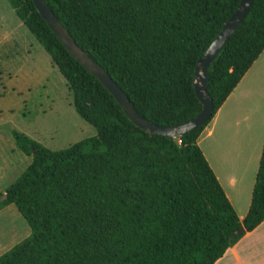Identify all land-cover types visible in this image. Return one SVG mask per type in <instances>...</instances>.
Returning a JSON list of instances; mask_svg holds the SVG:
<instances>
[{
	"label": "trees",
	"instance_id": "16d2710c",
	"mask_svg": "<svg viewBox=\"0 0 264 264\" xmlns=\"http://www.w3.org/2000/svg\"><path fill=\"white\" fill-rule=\"evenodd\" d=\"M6 1L49 54L74 110L96 134L52 150L13 131L31 162L0 192V210L13 204L31 233L2 253L0 264H214L264 220V142L242 219L197 144L264 49V0H252L208 67L209 119L176 138L135 125L32 0ZM239 1L45 0L136 111L163 126L200 112L196 63ZM241 226L244 232L231 237Z\"/></svg>",
	"mask_w": 264,
	"mask_h": 264
},
{
	"label": "rangeland",
	"instance_id": "374dc122",
	"mask_svg": "<svg viewBox=\"0 0 264 264\" xmlns=\"http://www.w3.org/2000/svg\"><path fill=\"white\" fill-rule=\"evenodd\" d=\"M14 130L52 150L96 134L74 110L72 93L49 54L8 2L0 0V192L31 162V156L17 148ZM233 203L242 219L246 201ZM30 233L13 204L0 210V255Z\"/></svg>",
	"mask_w": 264,
	"mask_h": 264
},
{
	"label": "crops",
	"instance_id": "0c3cea01",
	"mask_svg": "<svg viewBox=\"0 0 264 264\" xmlns=\"http://www.w3.org/2000/svg\"><path fill=\"white\" fill-rule=\"evenodd\" d=\"M263 142L264 49L197 139L238 216L233 201L248 210ZM214 264H264V220Z\"/></svg>",
	"mask_w": 264,
	"mask_h": 264
},
{
	"label": "water",
	"instance_id": "95a60500",
	"mask_svg": "<svg viewBox=\"0 0 264 264\" xmlns=\"http://www.w3.org/2000/svg\"><path fill=\"white\" fill-rule=\"evenodd\" d=\"M32 1L37 11L47 22L50 29L53 31L59 41L66 47L68 52L107 88L117 103L121 106L127 117L135 125L149 133L160 134L172 138L184 135L188 131L206 123L209 119L212 112V100L209 94L206 92L208 67L225 45L227 40L240 25L252 4V0L239 1L235 11L230 15L217 36L209 44L204 54L198 59L196 63L193 82L195 94L202 105L200 112L186 122L170 126H163L151 122L136 111L125 92L116 84L110 75L75 42L72 36L56 18L45 0ZM3 197H5V194ZM243 232L244 228L241 226L240 228L233 230L230 236L235 237L237 234Z\"/></svg>",
	"mask_w": 264,
	"mask_h": 264
}]
</instances>
